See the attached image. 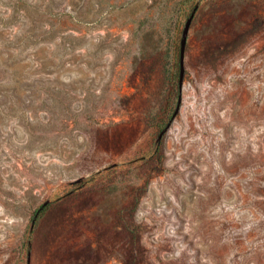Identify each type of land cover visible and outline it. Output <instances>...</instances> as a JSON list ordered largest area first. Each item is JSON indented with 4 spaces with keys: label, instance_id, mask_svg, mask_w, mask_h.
<instances>
[{
    "label": "rangeland",
    "instance_id": "374dc122",
    "mask_svg": "<svg viewBox=\"0 0 264 264\" xmlns=\"http://www.w3.org/2000/svg\"><path fill=\"white\" fill-rule=\"evenodd\" d=\"M0 264H264V0H0Z\"/></svg>",
    "mask_w": 264,
    "mask_h": 264
}]
</instances>
